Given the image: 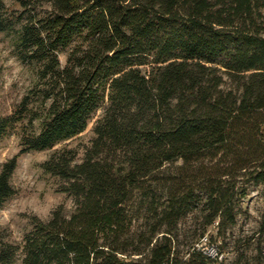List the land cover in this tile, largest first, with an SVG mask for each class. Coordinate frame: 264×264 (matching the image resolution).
Returning <instances> with one entry per match:
<instances>
[{
  "label": "trees",
  "instance_id": "1",
  "mask_svg": "<svg viewBox=\"0 0 264 264\" xmlns=\"http://www.w3.org/2000/svg\"><path fill=\"white\" fill-rule=\"evenodd\" d=\"M0 33L38 68L0 116L22 146L0 208L32 152L72 202L0 237V264H253L219 240L264 196V0H0ZM99 112L79 162L63 144Z\"/></svg>",
  "mask_w": 264,
  "mask_h": 264
},
{
  "label": "rangeland",
  "instance_id": "2",
  "mask_svg": "<svg viewBox=\"0 0 264 264\" xmlns=\"http://www.w3.org/2000/svg\"><path fill=\"white\" fill-rule=\"evenodd\" d=\"M7 3L12 6V2ZM61 61L65 65L66 55L61 56ZM37 70V66L24 64L17 58L13 37L0 33V116L11 115L18 109L34 86ZM100 114L101 112L94 116L83 134L63 144L80 149L79 162L84 158V147L93 139L94 123ZM21 150L18 131L11 133L0 143V172L3 165ZM51 153L32 152L19 158L18 168L12 178L16 195L0 208V237L5 240L20 243L31 229L33 217L48 220L57 206H71L72 202L67 195L58 192V181L46 175L41 168V164ZM263 224L264 196L261 188L252 189L243 204V213L237 227L227 236L225 242L219 240L227 262H233L240 254H245L253 264H264V233L261 231Z\"/></svg>",
  "mask_w": 264,
  "mask_h": 264
},
{
  "label": "built area",
  "instance_id": "3",
  "mask_svg": "<svg viewBox=\"0 0 264 264\" xmlns=\"http://www.w3.org/2000/svg\"><path fill=\"white\" fill-rule=\"evenodd\" d=\"M210 254L213 255V256H215V253H214L213 250L210 251Z\"/></svg>",
  "mask_w": 264,
  "mask_h": 264
}]
</instances>
